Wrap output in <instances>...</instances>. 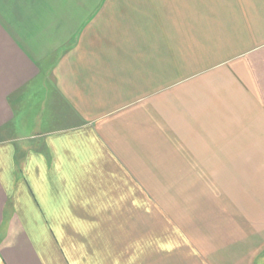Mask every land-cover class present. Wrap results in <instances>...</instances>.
I'll use <instances>...</instances> for the list:
<instances>
[{
  "label": "crops",
  "instance_id": "0c3cea01",
  "mask_svg": "<svg viewBox=\"0 0 264 264\" xmlns=\"http://www.w3.org/2000/svg\"><path fill=\"white\" fill-rule=\"evenodd\" d=\"M262 257L264 0H0V264Z\"/></svg>",
  "mask_w": 264,
  "mask_h": 264
},
{
  "label": "rangeland",
  "instance_id": "374dc122",
  "mask_svg": "<svg viewBox=\"0 0 264 264\" xmlns=\"http://www.w3.org/2000/svg\"><path fill=\"white\" fill-rule=\"evenodd\" d=\"M264 260V258L262 257V258H260V260H258L259 261V264H262V261Z\"/></svg>",
  "mask_w": 264,
  "mask_h": 264
}]
</instances>
